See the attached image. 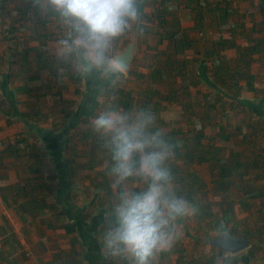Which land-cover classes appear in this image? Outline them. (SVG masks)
I'll return each mask as SVG.
<instances>
[{"label":"crops","instance_id":"obj_1","mask_svg":"<svg viewBox=\"0 0 264 264\" xmlns=\"http://www.w3.org/2000/svg\"><path fill=\"white\" fill-rule=\"evenodd\" d=\"M23 1L15 0L10 5L14 13L16 5L29 6ZM160 2L145 0L143 14L152 16ZM182 2L175 8L169 0L172 11L168 17V30L186 32V36L201 47L225 46L221 51L224 61L234 71L239 63V68L247 75L238 82L241 97L237 103L255 117L257 115L261 122L252 123L264 128V0H207L198 8L191 6L189 0ZM198 14L201 15L199 24ZM43 20L46 33L50 32L47 37L36 41L28 38L27 46L20 41L4 40L7 44L4 51L0 41V264H111L101 257L95 234L102 224L103 207L112 194L107 193L108 188H99V184L94 183L89 187L93 197L86 203L78 194L80 185H76L72 177L67 179L65 176L69 175L70 169L67 168L65 174L58 167L78 148L74 145L75 135H70V141L67 140L69 130L65 131V128L88 125V122L80 123L82 119L76 120L75 116L85 110V95L94 91L72 82L78 89L64 82L66 88L59 90V75H51L48 70L36 72L34 60L37 56L31 48L47 47L49 50L54 35L50 22L45 17ZM16 26L21 29L23 25ZM192 32L195 37L189 35ZM140 36H136L137 40ZM130 42L127 39L120 42V53ZM17 46L26 47L22 53L28 55L27 62L32 71L23 69V58L14 57H22L21 52L15 50ZM9 47L14 49L10 52ZM247 53L251 62L248 68L239 61ZM66 113L75 115L70 119ZM71 145L75 147L71 149ZM37 148L43 153L40 157H35ZM65 153H69L67 159ZM47 165L52 167L49 173ZM70 176H73L71 171ZM33 198L40 203L34 202ZM42 202L55 209H42ZM258 202L262 206L263 201L254 204ZM99 204L105 205L98 207L97 212L85 209ZM235 209L236 205V215ZM235 222L239 223V220ZM185 233L169 251L160 255L158 264H215V258L222 254L209 240L217 235L205 240L208 253L202 257L195 243L197 237L192 238L194 243L191 242L190 248L182 242ZM248 249L231 254L232 259L238 260L236 264L255 263L253 260L258 258L250 259Z\"/></svg>","mask_w":264,"mask_h":264},{"label":"clouds","instance_id":"obj_2","mask_svg":"<svg viewBox=\"0 0 264 264\" xmlns=\"http://www.w3.org/2000/svg\"><path fill=\"white\" fill-rule=\"evenodd\" d=\"M26 3L50 22L49 56L61 80L92 81L98 97L105 85L113 93L118 89L128 76L119 44L142 34L145 0ZM88 127L104 153L102 167L112 194L95 234L101 257L111 264H158L183 235L184 224L201 213L199 202L189 200L175 182L171 161L179 142L151 108L124 109L111 100L94 110ZM225 229L221 220L213 232L221 237ZM215 264H232L231 253L218 255Z\"/></svg>","mask_w":264,"mask_h":264},{"label":"trees","instance_id":"obj_3","mask_svg":"<svg viewBox=\"0 0 264 264\" xmlns=\"http://www.w3.org/2000/svg\"><path fill=\"white\" fill-rule=\"evenodd\" d=\"M14 1L15 0H0V23H3V21L5 20V16L12 17L14 15V10L10 8V5ZM172 1V6H174L175 8L183 3L182 0ZM23 2H26V0H24ZM206 2L207 0H189L190 5L195 6L196 8L200 7L203 3L206 4ZM15 11L18 15H20V20L22 23H30V26H32L33 33L29 37V39L36 41L37 39L44 38L49 35L48 33L50 32L48 31V33H46L47 31H45L44 29V26L46 25V22L43 20L44 17L41 16L38 12H32L30 5L28 7H21V5H16ZM171 11L172 9L171 6H169V0H161V2L159 3V7L153 11L152 16H148L146 14H143L142 12V33H156L160 36V39L162 41L167 42L166 50L161 53L163 56L162 62L158 66L152 67L151 74L148 76L150 81L161 83L167 78H173V89L169 90L164 100H166L170 104L179 103L185 113H189V111H191L193 104H189L183 101L185 97L183 98V100H179V96L182 93H184L185 95L189 94L188 89L190 87L196 88L199 85L206 86L205 82L213 84L214 86H216L217 91H220V96L218 99L221 102L222 110L224 109V104H226V101L231 102L230 105L236 106L235 103L240 101L241 97V88L238 82L240 78L247 76L242 70V68H239V63H237V70L234 71L233 69H231L229 64L224 61L225 59L221 54V51L225 48V46L223 45L220 46V48L216 47L215 45L211 48L201 47L196 41L190 40L186 36V32L184 33L180 29H178L177 31L175 29L174 31H169L168 17H170ZM199 17H201L200 14H198V24L200 23ZM27 20L30 21L26 22ZM19 22V20H13L12 25H10V27L5 30L7 31V34H5L4 31H1L0 29V37L5 34L4 40L14 41L15 39H17V34L21 32L24 28V26H22L21 29L16 26V24H20ZM195 27H198L196 23ZM13 49L14 48L12 47L8 48V50L10 51H12ZM22 49L27 50L26 47L20 48V46H17L15 50L18 53L21 52V59L23 58V69H26L28 72H30L32 71V66L27 62L28 55L26 56L24 53H22ZM46 49L47 47H38L36 49L31 48V51L34 52L35 56H37L34 60L37 68L36 72L40 74L42 71L48 70L51 75L57 76L58 74L56 72L54 62L50 58ZM190 51L193 52L192 58H188V55H190V53L187 52ZM196 55H200L199 59L195 58ZM247 57L248 53L240 57L239 59V61L243 62L246 68L250 67L251 63ZM1 60L2 55L0 54V62ZM207 62L210 63V69L206 68ZM200 72H202L203 74L201 73L200 75ZM129 74H135L136 78L143 76L141 74H138L137 72H130ZM191 76H194L195 78H197V80L195 82L192 81ZM68 78L74 84L83 83V81L75 79L74 77L69 76ZM178 79L180 80V84H178ZM175 80H177L176 83ZM57 82V88L59 90H61L62 88H66L63 86L64 82L63 80H61V78H59ZM86 83L89 90L93 88L92 81H87ZM175 85H178V87L175 88ZM104 87L106 89L105 95L109 98V100H111L121 108H133L134 96L132 91H127L120 85L118 89L113 93L111 89H108L107 85H105ZM48 89H50V86H48ZM142 94L144 95V100L140 103L139 107L151 108L156 114L159 113L161 109V104L159 102H152L153 95H157L158 93L148 89L145 93ZM203 99L205 101L202 106H204L206 110L210 111L212 108H216V104L212 102L213 100L209 97V95L204 94ZM86 100L89 103H94L93 105L95 107L99 104L98 96L95 94V92L87 94ZM200 104L201 103H199L198 105ZM93 110L94 108L90 110L86 109L84 111L86 112V114H90L93 113ZM241 111L248 113L246 108H241ZM74 115L75 113H66L67 118L70 119L73 118ZM219 115L220 113L218 112V117ZM206 117L207 119L211 118L210 114L206 115ZM189 119H191V116L189 117ZM200 123L201 122H199V124ZM248 125L249 128H251L252 130L251 134L253 137H255L256 132H258L260 129L263 130V128L260 126L258 128L257 124L255 123H250ZM223 130H225L224 127ZM89 133L91 134L87 135L94 136L91 131ZM171 134H173L170 135L173 142H179V146L176 148V154L174 157L175 160L182 161L184 167H186L187 169L192 164L207 165L212 171V175L214 176V180L212 182V191L214 195H216V197H220V200L215 201L214 203H212L210 200H204V203H202V205L200 204L202 213L201 217L204 216L207 217V219H213L214 213L212 212V205L219 206L222 213V217L221 219H218L216 221L213 220V223L215 225H218V222L223 220L226 224L229 223V225H232V228L226 227L225 231L228 230L231 235L244 237L250 240L251 247L247 250V255L250 259H254L255 257H257L258 253L264 252V228L259 226V224L257 229H247L248 227L243 228L245 222L242 221L241 225L235 222L236 216L234 213V207L237 204L236 202H238L239 207L242 209L243 212L251 214L255 207L254 202L263 201L262 206H260V209L257 210V213L261 216V220L264 221V216L262 214V211L264 210V186L257 188L258 184L256 177L254 178V180L252 178V182H247L249 179L248 177L253 174L252 169L257 170L258 166H260L259 163L254 161L250 157H244L241 152L232 153L227 157L221 156V149L219 147L204 143V140L205 138H207V136L205 134L204 126L202 125H200L199 129L195 127L193 130H188L186 132H183L180 129L175 134L174 132H172ZM222 137L224 139L229 138L228 135L224 134H222ZM94 138L96 142L94 143L93 147L90 148L89 152H87L88 159L86 162V166L90 168H94V164H100L101 161V164H103V160L105 158L103 151L100 149L99 141L96 137ZM71 146V149L75 147L73 145ZM97 149L103 154V157L99 161L96 160ZM38 150L39 151H37L35 157H40V153L43 154L42 152H40V149ZM76 153L77 150L74 152V155L70 159L68 158L66 160V163L68 165L67 167L70 169L73 177H76V166H79V168H81V166L77 163V157H79V155H77ZM179 169H177L176 171L172 169V171L174 173L175 178H178L180 182L186 184V195L188 199L192 201V198H190L192 197V192L196 191L197 193H200L202 190L199 187H204V184H200L201 182L197 175L193 174L189 170L185 171ZM188 173L189 181L186 180V175ZM100 175L103 177V179H101L100 181L98 180L99 182H96L99 184V188H108L106 189L107 193H111V190L109 189L110 179L106 175L104 169L100 172ZM235 193H237L235 195V197L238 198L237 200L234 197ZM33 200L37 203L39 201L35 198H33ZM42 203V209H44V207L50 210L55 209V206L53 205L47 204L46 206L44 202ZM238 228L239 230H237ZM220 252L221 254L224 253V251L222 250H220ZM232 262V264H236L238 260L234 258L232 259Z\"/></svg>","mask_w":264,"mask_h":264},{"label":"rangeland","instance_id":"obj_4","mask_svg":"<svg viewBox=\"0 0 264 264\" xmlns=\"http://www.w3.org/2000/svg\"><path fill=\"white\" fill-rule=\"evenodd\" d=\"M13 20H19L20 24L25 23V22L23 23L21 22L20 15H18L17 13H14L12 17L5 16V20L3 21V23H0L1 31H4V33L7 34V31L5 30L7 29V26L11 25V22ZM29 21L30 20H27L26 22H29ZM23 26H24L23 28L24 31L19 32L18 38L15 39V41H20V43L23 46H27L28 38L32 35L33 31H32V27L30 26V23L24 24ZM5 34H3L0 37V41L2 42L4 41ZM189 35H191V37H195V33L193 32ZM130 41H131V38H128L127 42H130ZM137 45L138 46L136 47V55H135L136 59L134 63L132 64L130 72H135V73L137 72L138 74H141L143 76L136 78L135 74L130 75L128 73L127 78L121 84V86L127 91H132L133 96H134V101H133L134 106L133 107H137L140 105V103L144 100V95L142 93H145L148 89L157 92L158 93L157 95H153L152 102H159L161 104V109L159 113H157L156 115L158 117V123L161 125V127L164 128V130L168 133L169 136L173 135L171 134L172 132H174L175 134L180 129L183 132H186L188 130H193L196 127V123L201 122L199 125L204 126L205 134L207 136V138H205L204 140V143L211 144L215 147H219L221 149V152H220L221 156L227 157L231 155L232 153L241 152L244 155V157H250L254 161L258 162L261 167L258 166L257 170L252 169L253 174H251L248 177L249 179L247 182L249 183L252 182V178L254 180V178L256 177L257 184H258L257 188L264 186V128L263 130L260 129L258 132H256L255 137H253L251 134L252 130L251 128H249V125H248L249 122L250 123L261 122L258 116L256 115L255 117L254 115H252L249 112V110L248 112L251 115L241 111L242 107L239 106L238 103H235L236 106L234 105L232 106L230 105L231 102L229 101L225 102L227 105L224 104V109L222 110L221 102L218 99L220 96V91L218 92L216 86H214L211 83H207V82H205L206 86L199 85L196 88L190 87L188 89L189 94L185 95L184 93H182L179 96V100H183V98L185 97L183 101L189 104H193L191 111H189V113H185L182 109V106L179 103L170 104L166 100H164L169 90L173 89V84H172L174 82L173 78H167L165 79V81H162L161 83L151 82L150 79L148 78V76L151 74L152 67L158 66L162 62L163 56L161 53L166 50L167 42L162 41L160 39V36L157 35L156 33H150V34L142 33L141 36L137 40ZM1 46H2L1 49L3 51L7 50L6 48L7 44L5 42H3ZM47 51L49 53L48 49ZM187 53H190V55H188V58L193 57L192 51L187 52ZM199 56L200 55H196L195 58L199 59ZM5 57H7L6 53H5ZM14 57L18 60L21 59L19 58V56H14ZM21 63H20V66H21ZM206 68L210 69L211 66L206 63ZM202 72H200V75ZM191 77H192V81L195 82L197 80V78H195L194 76H191ZM176 81L177 80H175V83ZM179 81L180 80L178 79V84H180ZM63 82H66L67 84H70V86L78 89L76 85L72 84L73 82L69 78L63 80ZM80 85H82V87L85 88V86H87V83L85 82ZM177 87L178 85H175V88ZM204 94L209 95V97L213 100L212 102L216 104L215 105L216 108L214 107L209 111V110H206L204 106H202V104L205 101L203 99ZM85 96L87 97V94ZM86 97H84L85 98L84 104L86 105L85 110L86 109L90 110L93 108L94 110H96L97 108L101 107L103 103L109 100V98L105 94L103 96H99L98 97L99 106L97 105V107H95L93 105L94 103L92 102L89 103L86 100ZM199 103L201 104L198 105ZM68 107H72V106H68ZM218 112L220 113L219 117H218ZM92 114L93 113L86 114V112L83 110V111H80L79 114L77 112L75 119L76 120L82 119L80 123L84 124L89 121ZM208 114H210L211 116L210 119H207L206 117V115ZM190 116H191V119H189ZM223 127L225 128V130H223ZM66 129L69 130V133L67 136L68 141H70L69 140L70 135L71 136L75 135L74 145L78 146V148H76L78 153L76 154L79 155V157H77V163L78 165L81 166V168H79V166H76V174H75L76 177L72 176V178L74 181H76V185H80L79 187L80 193L78 194L79 196H81V200H85L86 203H89L91 198L93 197V193L91 192L89 187L92 186L94 183L99 182L101 179H103V177L100 175V172L103 170V167H102L103 164H101L102 161L100 162V164L95 163L94 168H90L86 166V162L88 159L87 152H89L90 148L93 147L96 141H95L94 136L87 135V134H91L89 133L90 129H88V125H85V126L84 125L81 126V124L77 126L71 125V127L65 128V131ZM41 133L42 131H40V134ZM222 134L228 135L229 138L224 139L222 137ZM67 145L68 143L65 144V146ZM58 147H59L58 150L60 152L61 147L59 145ZM96 152H97L96 160L99 161L103 157V154L98 149ZM65 157L67 159L69 157V153H65ZM67 166L68 165L66 163V160L63 161V164L58 165L60 170L64 172L65 174L67 173V168H68ZM171 167L175 171L179 168H180L179 170L181 169L185 171L189 170L193 174L197 175V177L199 178L201 182L200 184L202 185L204 184L203 185L204 187H199L202 190L200 193L193 191L192 197L189 196L190 198H192L193 202H196V201L199 202L201 200L199 204L202 205V203H204L203 202L204 200L205 201L210 200L212 203L220 200V197L218 196L216 197V195H214L212 191V188H213L212 182L214 180V176L212 175V171L207 165L192 164L187 169L186 167H184V164L182 161H177L173 159L171 161ZM47 168H49L47 172L52 169L50 165L49 167L47 165ZM188 175L189 173L186 175L187 181H189ZM67 178H68V175H67ZM70 178L71 176H70V171H69V179ZM175 182L180 187V189L183 191V193L186 194L185 192L187 190L186 184H183L182 182H180L178 178H175ZM236 194L237 193L234 194V197ZM193 199H195L196 201ZM235 199L237 200L238 198L235 197ZM236 203L237 204H236V209H235V212H236L235 220L237 219L239 220V225H241L243 221L245 222V225H243V228L248 227L247 229H252V228L257 229L258 224L259 226L264 228V221L261 220V216L258 215L257 213V210L260 209L261 203L258 202V204L256 203L254 205L255 210L253 209V212L251 214L243 212L242 209L239 207L238 202ZM104 205L99 204L95 207H90V208H88L87 206L86 207L83 206V207H85L86 210H89V212H91L93 209L95 210V212H97L96 210L98 209V207L100 206L103 207ZM99 209H102V208H99ZM212 212L214 213L213 219L212 218L207 219V217H204V216L201 217L202 213H200L199 216L189 220L186 224H184L182 228V232L183 233L186 232L184 236V240L182 241L185 244V246L190 248L191 242L194 243V239L192 238L197 237V239L201 241L200 243L198 240H196L195 243L196 245L199 246V252L202 253V257L205 256V253L206 254L208 253L206 252V248H208L207 245L205 244L206 241L212 238L213 235H216L213 232V229L216 226L213 223V220L216 221L218 219H221L222 217V213H221L219 206L212 205ZM262 214L264 216V210L262 211ZM226 227L232 228V225H229L228 223L226 224ZM184 254L186 255L185 252ZM257 258L258 259L253 260V262H255L254 264H264V252L258 253Z\"/></svg>","mask_w":264,"mask_h":264},{"label":"water","instance_id":"obj_5","mask_svg":"<svg viewBox=\"0 0 264 264\" xmlns=\"http://www.w3.org/2000/svg\"><path fill=\"white\" fill-rule=\"evenodd\" d=\"M136 43L137 37H133L128 46L121 52L122 59L128 64V73L136 54ZM225 232V235L221 237L217 236L216 238L209 240V243L224 252L229 251L233 255L242 252L251 246L249 240L233 236L228 231Z\"/></svg>","mask_w":264,"mask_h":264}]
</instances>
